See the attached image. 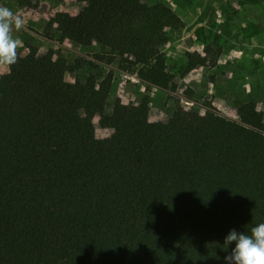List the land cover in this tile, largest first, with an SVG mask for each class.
Here are the masks:
<instances>
[{
	"label": "trees",
	"instance_id": "16d2710c",
	"mask_svg": "<svg viewBox=\"0 0 264 264\" xmlns=\"http://www.w3.org/2000/svg\"><path fill=\"white\" fill-rule=\"evenodd\" d=\"M75 1L78 17L43 33L96 51L74 62L23 57L0 22V264H264L256 97L235 101L237 121L195 104L187 114L175 97L166 124L146 102L107 114L116 65L177 92L165 49L185 24L162 0ZM185 56L193 71L212 54ZM95 115L119 135L96 138Z\"/></svg>",
	"mask_w": 264,
	"mask_h": 264
},
{
	"label": "rangeland",
	"instance_id": "374dc122",
	"mask_svg": "<svg viewBox=\"0 0 264 264\" xmlns=\"http://www.w3.org/2000/svg\"><path fill=\"white\" fill-rule=\"evenodd\" d=\"M154 3L158 0H143ZM185 24L175 34L165 49L169 70L175 74L177 92L170 88L147 90L146 85L133 82L116 65L115 81L106 113L115 107L149 104L150 121L168 123L173 107L172 97L181 99L187 114L194 104L205 113L215 112L232 120H238L234 105L240 99L256 97V102L247 105L255 109L257 118L264 127V0H162ZM80 6L75 0H0V22L10 31L9 45L29 56L31 48L40 55L55 51L57 55L74 62L81 54L93 55L95 50L77 48L69 43L60 46L43 37L48 23L57 17L76 19ZM210 50L212 56L206 67L187 69V53ZM9 72L7 51L0 53V79ZM138 77V76H137ZM139 78V77H138ZM140 79V78H139ZM76 76L69 74L68 83ZM100 116L92 117L94 133L98 139L119 135L115 130H103Z\"/></svg>",
	"mask_w": 264,
	"mask_h": 264
},
{
	"label": "built area",
	"instance_id": "2783aa9c",
	"mask_svg": "<svg viewBox=\"0 0 264 264\" xmlns=\"http://www.w3.org/2000/svg\"><path fill=\"white\" fill-rule=\"evenodd\" d=\"M128 78H130L133 82H135V83H140V79L137 77V76H134V75H132V74H127L126 75Z\"/></svg>",
	"mask_w": 264,
	"mask_h": 264
},
{
	"label": "crops",
	"instance_id": "0c3cea01",
	"mask_svg": "<svg viewBox=\"0 0 264 264\" xmlns=\"http://www.w3.org/2000/svg\"><path fill=\"white\" fill-rule=\"evenodd\" d=\"M11 35V34H10Z\"/></svg>",
	"mask_w": 264,
	"mask_h": 264
}]
</instances>
